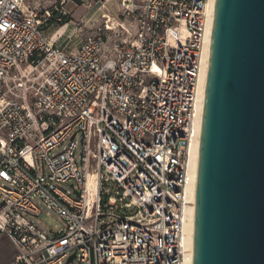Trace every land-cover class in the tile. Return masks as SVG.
<instances>
[{
    "label": "built area",
    "instance_id": "built-area-1",
    "mask_svg": "<svg viewBox=\"0 0 264 264\" xmlns=\"http://www.w3.org/2000/svg\"><path fill=\"white\" fill-rule=\"evenodd\" d=\"M44 1L0 0V243L15 251L9 264H187L213 0H121L118 21L75 48L46 35L70 0L49 10ZM41 205L62 233L36 227Z\"/></svg>",
    "mask_w": 264,
    "mask_h": 264
},
{
    "label": "water",
    "instance_id": "water-1",
    "mask_svg": "<svg viewBox=\"0 0 264 264\" xmlns=\"http://www.w3.org/2000/svg\"><path fill=\"white\" fill-rule=\"evenodd\" d=\"M213 16L192 262L264 264V0Z\"/></svg>",
    "mask_w": 264,
    "mask_h": 264
},
{
    "label": "rangeland",
    "instance_id": "rangeland-1",
    "mask_svg": "<svg viewBox=\"0 0 264 264\" xmlns=\"http://www.w3.org/2000/svg\"><path fill=\"white\" fill-rule=\"evenodd\" d=\"M121 0H73L67 6L71 16L69 26L66 28L65 34L67 37L63 47L75 48L81 40L86 38L91 30H95L96 27L106 24L108 19L102 18L103 14L108 16L113 23L118 21L117 16L121 8ZM55 29H58L57 27ZM46 35L53 37L55 30L48 31ZM62 33V32H61ZM60 33V34H61ZM61 43V42H60ZM58 150L57 152H60ZM69 190L71 188H63ZM42 214L39 218L31 219L36 227L45 235L60 234L64 229V223L59 217L49 211L45 206L41 205ZM15 251L9 241L3 240L0 243V264H9L14 260Z\"/></svg>",
    "mask_w": 264,
    "mask_h": 264
},
{
    "label": "bare ground",
    "instance_id": "bare-ground-1",
    "mask_svg": "<svg viewBox=\"0 0 264 264\" xmlns=\"http://www.w3.org/2000/svg\"><path fill=\"white\" fill-rule=\"evenodd\" d=\"M215 4H216V0H213V3L210 5L209 7V12H210V16H211V22H210V26H209V36H208V41H207V49H206V55L204 58V68H203V72H202V83H201V88H200V95H199V100H200V119H199V129H198V134H197V141L193 144L192 147V153H191V162L193 165L194 170H197V166H198V161H199V147H200V135H201V129H202V117H203V112H204V100H205V88H206V83H207V71H208V65H209V54H210V50H211V37H212V26H213V21H214V10H215ZM105 19H109L110 18L106 15L103 14V17ZM112 21V19L110 20V22ZM53 42H55V40H52ZM93 182H94V178L90 179V186H93ZM196 181L194 184V187L192 188L191 192H190V198L192 201V206L190 207L189 211L186 214L185 217V225H184V237H183V246L187 248L188 250V255H187V259L186 262L187 264H193V251H194V247H193V240H194V220H195V197H196Z\"/></svg>",
    "mask_w": 264,
    "mask_h": 264
},
{
    "label": "crops",
    "instance_id": "crops-1",
    "mask_svg": "<svg viewBox=\"0 0 264 264\" xmlns=\"http://www.w3.org/2000/svg\"><path fill=\"white\" fill-rule=\"evenodd\" d=\"M58 2H59V0H45L44 3H43V5H45V7L49 10L53 6L57 5ZM72 2H73V0H70V1L66 2L65 5H64V10L66 11L68 17H70L71 14L68 11L67 6L69 5V3H72ZM68 26H69V23L67 25H65V26H52V28L49 29V31L54 29L55 30V33L53 34V37H49V39H52V40H55V41L58 40V42H56L57 46L63 47V44L65 43L67 37H69V36H67L65 34L66 28H68ZM56 27L58 29H55Z\"/></svg>",
    "mask_w": 264,
    "mask_h": 264
},
{
    "label": "trees",
    "instance_id": "trees-1",
    "mask_svg": "<svg viewBox=\"0 0 264 264\" xmlns=\"http://www.w3.org/2000/svg\"><path fill=\"white\" fill-rule=\"evenodd\" d=\"M69 17H65L64 18V21H63V23H62V26H65V24H68L69 22H70V19H68ZM56 19V17H54V18H52L51 19V21L49 22V25L51 24H54L55 23V20Z\"/></svg>",
    "mask_w": 264,
    "mask_h": 264
}]
</instances>
